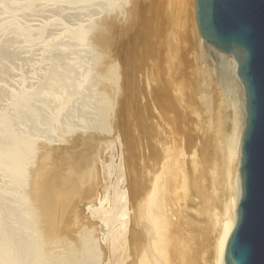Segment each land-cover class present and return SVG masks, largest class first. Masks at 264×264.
<instances>
[{
	"label": "rangeland",
	"instance_id": "374dc122",
	"mask_svg": "<svg viewBox=\"0 0 264 264\" xmlns=\"http://www.w3.org/2000/svg\"><path fill=\"white\" fill-rule=\"evenodd\" d=\"M176 2L0 0V264H44L48 233L82 241L80 264H105L123 234L115 223L111 235L94 208L111 210L114 187L127 194L130 181L147 185L169 164L179 166V181L162 200L164 262L181 264L175 241H183L190 244L186 263L215 264L218 226L234 190L235 157L225 150L237 94L226 63L198 47L195 0L180 2L177 13ZM216 143L223 155L210 153ZM108 163L115 176L103 189ZM64 178L75 183L56 186L60 201L70 190L83 194L67 221L41 195L50 180Z\"/></svg>",
	"mask_w": 264,
	"mask_h": 264
},
{
	"label": "bare ground",
	"instance_id": "6f19581e",
	"mask_svg": "<svg viewBox=\"0 0 264 264\" xmlns=\"http://www.w3.org/2000/svg\"><path fill=\"white\" fill-rule=\"evenodd\" d=\"M169 1L172 3L174 0H169ZM177 1H178V3L176 2L175 6L178 5V7L176 9L174 8L175 11L179 8L180 5L182 6V5L189 3L188 0H177ZM180 2L182 4H180ZM158 3H160V1H158ZM158 6H160V4ZM181 6H180V8H181ZM156 7H157V5H156ZM162 7H164V6L162 5L161 8ZM169 8H171V6ZM185 8H187V7L185 6ZM185 8H183V10H182L185 13L184 15H186V13H187L184 11ZM165 11H167V9ZM161 12H164V10ZM169 12H170V10L167 12V14ZM171 13H172V11H171ZM176 13H177V11H176ZM173 14L174 13L170 14V16H169L170 19H173L172 18ZM155 16H156V14H155ZM176 16H177V14L174 16V18H176ZM173 21H174V19H173ZM184 22L186 23L187 21H184ZM172 23L174 25V22H172ZM196 26H197V23H196ZM188 27H190V26H188ZM169 28H170V26H169ZM175 29H173V30H175ZM171 31H172V28H171ZM169 34L171 35L172 33H169ZM194 35H195V33H194ZM167 36H168V34H167ZM192 37H193V35H192ZM198 37H199L198 47L200 46L202 48L201 49L202 51L205 50L206 53L213 55V56L217 57L218 59L224 61L226 63V65L228 66L231 78L234 81L233 83H234V87L236 90L237 102H238V105H237L238 118H237V122H236V127L233 128L232 132H231V136H230V140H229L230 146L228 145V140H226L228 147H226V150H225V151H227L228 149H230L227 151L228 152L227 155L229 156V152L232 151L231 153L234 156H232L231 158L235 157V159L229 158L232 160L231 163H233V164L235 163V165L232 164L234 166V168H233V172H232L233 173V178H232V180H233L232 184L233 185H231V186H233L234 190L232 189L233 194L229 198L228 207H226L228 211L226 210L227 213H225V214H227V216H225V218L219 223L218 237H217V240L215 243V254H216L215 264H225L224 263L225 247L227 244L228 237L231 233V230L233 229V226L235 224L236 208H237L238 201H239L240 194H241V180H240L239 167H240L241 135H242V131L244 128V120H245V93H244V88H243V85L241 83V80L239 79V77L237 76V73H236L237 64H236V61L234 60V58L231 55L222 53V52L216 50L215 48H213L212 46H210L207 42H205L201 38L200 35ZM168 40H169V38H168ZM198 49L199 48H197V51H198ZM223 118H224V115H223ZM220 121L221 120H219V122ZM223 121H224V119H223ZM218 125L221 126V123H219ZM222 129L225 131L226 128L224 129V126H223L222 128L217 129L218 135L219 134L223 135L224 131H222ZM218 135H217V137H218ZM221 137H223V136H221ZM221 137H219V138H221ZM216 139L218 140V138H216ZM216 139H213V140H216ZM117 140L115 139L116 142H117ZM223 140H222V142H223ZM219 142H221V141H219ZM112 143H115V142H112ZM214 143H215V141H214ZM209 144H211V143H209ZM213 145L214 146H211V147H212V150L214 149L213 147H215V149L213 150L214 152L211 150L210 153H216L215 150H217V152L220 155L221 149L220 150L216 149L220 145H218L217 143L213 144ZM208 147H210V145ZM111 148H112V146H111ZM223 148H222V150H223ZM155 151H157V150L155 149ZM156 154L159 155L158 153H156ZM219 155L214 154V159H215V156L218 157ZM221 155H223V154H221ZM228 156H227V158H228ZM225 157H226V155H225ZM165 158H166V156H165ZM220 158H221V156H220ZM96 160L98 161V159H96ZM216 160L218 161V158ZM219 160L221 161V159H219ZM217 161L213 160V163L217 162ZM220 161H218V162H220ZM87 163H88V159L83 164L86 165ZM91 163H92V165H94L93 162H91ZM167 164H168V162H167ZM214 164L218 165V163H214ZM88 165H89V163H88ZM99 165H97V166H99ZM232 165H231V167H232ZM80 166H82V165H80ZM162 166H163V170L161 169L162 173H160V176L154 178L155 175L153 176V174H152V177L150 176L151 179H148L150 181V183L148 181L147 182L149 184L146 182L147 185L144 183L142 178H138L136 180L130 181L129 188H128L129 191L127 192V194L124 193L123 189L120 191L119 188L117 190L116 189L117 187L116 188L114 187V190L112 193L114 205H112L113 207L111 210H108V211L105 210L104 211V209L102 208V205H100L97 208H94L93 211H96L95 214L101 218V222L103 223L104 227L110 231L111 235H115V233L119 230V228L116 230V224L115 223H118L117 227L121 228V230H122L121 232L123 234L122 242L118 246L112 244V246L108 247V250L110 253V256H109L110 258L105 264H165L164 261H165L167 252L165 250L166 247L164 245V235H163V230H162L164 228H163V224L161 222V217H162L163 212H164V208L162 207V200H163L164 196L169 193V191L171 189L172 181L175 180L176 183L179 181L178 180L179 174L178 173L176 174V172H175L176 170H178L179 166L177 165V167H178L177 169L176 168L174 169V167L170 164L169 165H162ZM103 167H104L103 178L105 180V185H104L103 189H108V186H107L108 182L110 180H112V178L115 176V175H113L114 165H112V163H108L107 165H104ZM165 167H166V169H165ZM99 169H101V168L99 167ZM96 171L97 170H95V172ZM99 172L101 173V171H99ZM153 172L156 173L155 171H153ZM93 174H95V173H93ZM173 174L175 175V177H173ZM177 175H178V177H177ZM117 176L115 179L119 181L118 178H120V177L117 178ZM115 182H117V181H115ZM74 183H75L74 179H66L65 180V178H64L63 181L53 179L47 183L48 189H43V191L41 192V195L44 197V199H46V207L48 205L47 208H50L51 211L61 221H67L68 220V217H66L65 214L67 215V213L70 212V208L75 204V201L77 200L78 196H81L83 194L79 193V192L75 193V190H70V192L65 194V201L66 202L60 201L58 197H62V196H60L61 191L57 190L56 186L62 185V187L69 188L71 186V184H74ZM98 183L101 185L100 179H99ZM127 187H128V185H127ZM125 191H127V190H125ZM128 193H129V199H126L125 196H128ZM76 195H78V196H76ZM49 200H51L52 202H50L48 204ZM115 200L117 202H115ZM128 201H129V207L127 206ZM130 210H132V213L131 212L129 213ZM137 216H140V220L142 222L143 230L141 232H139L135 227L136 220L138 219ZM128 217H130V223L127 222L129 220ZM127 233H128V235H127ZM186 235H188V234L186 233ZM184 237L186 238V236H184ZM189 237H188V241L190 240ZM174 241L172 243H174ZM175 242L177 244L180 243L181 245L180 244L177 245L175 243L176 244L175 246L176 247L178 246L176 248V250H178V254L174 255L175 256L174 260H175V258H177V259H180L179 261H181V264H188L190 261L187 258H190V257L186 256L187 254H186L184 249L187 248V246L190 244H188V242H187V246L184 247L185 245L184 246L182 245L183 241L179 242V243H178V241H175ZM42 244H43L42 248L44 251L43 254H45V257H46L44 264H80L81 263L80 258L82 255L80 256V254H82V252H84V249H85V244L82 241L79 242V244H72L71 245V242L69 240H67L65 238L55 237L54 235H51V234L49 235V233H48V235L43 234ZM128 246H130V248H128ZM171 246H173V249H174V245H171ZM180 246H183V247H180ZM128 249H130V250H128ZM129 251H130V254L128 253ZM159 251L161 252V256L163 258V263L161 262L160 258L158 257ZM129 255H130V260L128 259ZM139 255L143 256L142 260H139ZM144 258H147V259H144ZM169 258H171V260H172L173 255H170ZM177 259H176V261H177ZM187 260L189 261L188 263H186ZM173 263H175V262H173Z\"/></svg>",
	"mask_w": 264,
	"mask_h": 264
},
{
	"label": "water",
	"instance_id": "95a60500",
	"mask_svg": "<svg viewBox=\"0 0 264 264\" xmlns=\"http://www.w3.org/2000/svg\"><path fill=\"white\" fill-rule=\"evenodd\" d=\"M201 38L231 55L245 93L241 194L225 264H264V0H195Z\"/></svg>",
	"mask_w": 264,
	"mask_h": 264
}]
</instances>
